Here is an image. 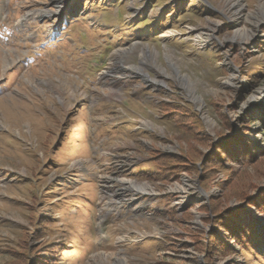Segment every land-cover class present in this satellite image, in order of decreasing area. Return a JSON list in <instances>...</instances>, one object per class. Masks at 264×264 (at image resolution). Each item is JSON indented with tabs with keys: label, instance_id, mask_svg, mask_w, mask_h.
<instances>
[{
	"label": "rangeland",
	"instance_id": "1",
	"mask_svg": "<svg viewBox=\"0 0 264 264\" xmlns=\"http://www.w3.org/2000/svg\"><path fill=\"white\" fill-rule=\"evenodd\" d=\"M262 201L264 0H0V264H264Z\"/></svg>",
	"mask_w": 264,
	"mask_h": 264
},
{
	"label": "trees",
	"instance_id": "2",
	"mask_svg": "<svg viewBox=\"0 0 264 264\" xmlns=\"http://www.w3.org/2000/svg\"><path fill=\"white\" fill-rule=\"evenodd\" d=\"M240 138H236V142L239 140ZM242 147V146H241ZM244 147V146H243ZM221 148L224 149L225 154L229 155L230 157H233L232 154L234 155V152L236 153V150L233 149L231 151V149L225 148V145L221 144ZM242 158H246L243 153H241ZM257 156V155H255ZM253 155L248 156V159L251 160L253 157H255ZM236 159H239L238 155L235 156ZM263 203L261 205H257V208L259 211H261L264 214V201H262ZM220 213V212H219ZM221 219L218 224H221L222 226H224V228L226 229L228 235L234 239V241H237L239 243H248L250 242V235H254L256 236L257 233H255V227H253V225L250 224H245L243 221H241V219L238 217L237 213H232V212H228V213H224L221 215V217L219 218ZM213 239L215 242H218L222 245H224L225 247H228L227 244L220 240L219 238H217L216 236H213Z\"/></svg>",
	"mask_w": 264,
	"mask_h": 264
},
{
	"label": "bare ground",
	"instance_id": "3",
	"mask_svg": "<svg viewBox=\"0 0 264 264\" xmlns=\"http://www.w3.org/2000/svg\"><path fill=\"white\" fill-rule=\"evenodd\" d=\"M56 3H57V2H56ZM61 3H62V2H61ZM237 4H238V2H237ZM43 12L45 13V12H47V11H43Z\"/></svg>",
	"mask_w": 264,
	"mask_h": 264
}]
</instances>
